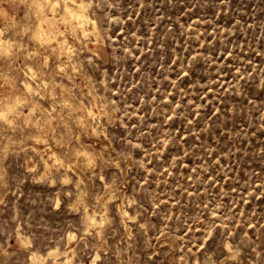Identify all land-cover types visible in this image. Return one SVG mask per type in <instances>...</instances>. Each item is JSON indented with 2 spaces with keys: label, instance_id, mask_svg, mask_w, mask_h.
Instances as JSON below:
<instances>
[{
  "label": "rangeland",
  "instance_id": "rangeland-1",
  "mask_svg": "<svg viewBox=\"0 0 264 264\" xmlns=\"http://www.w3.org/2000/svg\"><path fill=\"white\" fill-rule=\"evenodd\" d=\"M82 1L0 0V264H264V0Z\"/></svg>",
  "mask_w": 264,
  "mask_h": 264
},
{
  "label": "bare ground",
  "instance_id": "bare-ground-1",
  "mask_svg": "<svg viewBox=\"0 0 264 264\" xmlns=\"http://www.w3.org/2000/svg\"><path fill=\"white\" fill-rule=\"evenodd\" d=\"M34 1L36 3L37 11L39 12V14H40V12L44 11L46 4H49V9L54 15H56V12L59 10L60 14H61L60 18L63 21L69 22L71 24L72 30L74 31L73 33H75V34H77L76 32L81 31L83 33V35H86L87 31L89 30L88 26L93 27V33L97 31V29L95 27V21L89 16L87 9H86V5L82 0H79V1L78 0H34ZM44 13H45V11H44ZM37 16H38V14H37ZM44 21L46 22V25L48 24V25H53V26H55L56 23L58 22L55 16L54 17H48L45 15H41L40 16V22L33 32V37L37 40H42V39L53 37L51 35V33L46 31L45 28L43 27L42 22H44ZM56 32L55 31H54V33L52 32L55 37H57ZM68 43L66 42V40H62V42L59 44H62L61 46H65ZM0 48H5V49L9 48V44L5 40L2 39L1 35H0ZM62 49H64V47ZM67 53H70V51H68ZM24 84H25L24 88H26L27 91H31V88H32L31 85L29 83H24ZM7 110H9V109H7ZM82 123L84 124V122H82ZM85 124H84V126H85ZM35 150H37V149H35ZM52 155H50V156H52ZM55 157L56 156H54V159H55ZM43 159L44 158L42 156V160ZM43 162H45V161H43ZM47 165H46V167H47ZM118 209H119V207H118ZM121 210H123V209H121ZM121 210H119V211H121ZM122 214H123V216H125V218H126V216L128 217V212L126 210H123ZM53 261H54V264H67V263L69 264V256L66 257L65 260L56 258Z\"/></svg>",
  "mask_w": 264,
  "mask_h": 264
}]
</instances>
